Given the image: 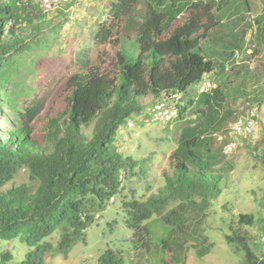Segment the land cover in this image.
I'll list each match as a JSON object with an SVG mask.
<instances>
[{"label": "trees", "instance_id": "obj_1", "mask_svg": "<svg viewBox=\"0 0 264 264\" xmlns=\"http://www.w3.org/2000/svg\"><path fill=\"white\" fill-rule=\"evenodd\" d=\"M217 2H110L104 21L88 37L96 45L107 44L110 50L120 46L122 37L134 38L136 60H128L117 49L113 54L100 51L94 61L83 62L81 70L62 86L66 108L55 117L47 115L46 107L59 81L27 90L20 81V66L28 52H38L43 44L47 49V40L58 35L63 23L59 24L58 14L24 13L17 9L16 0L13 8L9 3L0 5V113L2 106L12 117L11 128L0 137V241L17 240L29 249L19 264H44L46 254L66 256L75 244L84 243L94 213L123 190L122 179L143 173L147 160L135 161L119 153L117 132L128 120L143 114L145 107L138 99L185 93L215 70L216 63L200 52V43L221 22L213 11ZM9 20L14 25L7 28ZM81 32L82 37L86 31L81 28ZM220 70L224 72L223 64ZM220 85L196 99L189 98L180 108L173 121L181 123L172 155L173 172L163 174L165 185L158 195L122 204L126 226L144 247L151 236L148 222L153 217L161 219L167 231L160 239V264H181L188 233H195L194 221L204 220L212 212L211 202L221 193L218 183L222 175L212 174V166L217 164L212 149L216 134L224 131L226 135V130H220L232 110L224 83ZM38 90L42 93L37 94ZM92 122L95 125L88 139L82 130ZM21 170L28 183L1 191ZM171 203H177L176 208L165 213ZM253 223L252 215H238L237 228L226 241L236 253H243L245 264H264V258L253 254L250 232L244 229ZM263 230L264 224L260 232ZM55 233L59 238L53 246L45 239ZM257 244L264 249L259 236ZM209 249V245L201 248L196 256L204 257ZM7 259L10 254L2 255L0 264ZM96 264L129 263L120 252L107 248Z\"/></svg>", "mask_w": 264, "mask_h": 264}, {"label": "rangeland", "instance_id": "obj_2", "mask_svg": "<svg viewBox=\"0 0 264 264\" xmlns=\"http://www.w3.org/2000/svg\"><path fill=\"white\" fill-rule=\"evenodd\" d=\"M112 1L74 0L58 9L48 16L58 14L59 24L63 23L58 35L47 40V49L43 44L38 52L32 50L23 56L20 81L25 89L42 88L50 80L59 81L46 107L49 117L65 110L62 86L73 73L81 70L83 62L94 61L100 51L107 50L113 54L117 49L128 60H136L138 47L134 38L122 37L120 46L110 50L107 44L96 45L88 37L97 24L104 21L105 10ZM217 1L213 11L221 22L211 31L210 37L200 43V52L216 63L209 78L214 87L224 83L227 105L232 110V115L220 131L226 130L238 117L253 114L255 129L252 138L241 141L236 153L229 158L221 156L218 141L213 145L212 153L217 164L212 166V174L222 175L218 183L221 193L211 202L212 212L204 220L194 221L195 233H188L181 264H245L243 253H236L226 241V237L237 228L240 214L254 217V223L244 226V229L250 232L253 254L264 258V249L257 244L264 224V0ZM3 3H9L13 8L15 0H0V5ZM0 16H3L2 12ZM85 27L87 31L81 37V28L83 31ZM234 51L235 56L231 59ZM220 64H224V72H221ZM38 91L37 94L42 93ZM185 93L196 97V87L190 86ZM154 101L151 96L138 99V104L145 107L143 114L131 120L134 123L132 129L128 130L123 125L115 139L117 150L123 156L135 161L147 160L143 163V173L122 179L123 190L113 200L106 201L101 211L94 213L84 243L75 244L66 256L56 252L46 254L44 264H96L107 248L120 252L129 264H160V239L167 231L161 219L153 217L148 222L151 236L145 239L148 247H144L141 240L132 237V230L126 226L127 214L122 206L129 200L144 202L151 195L157 196L165 185L163 174L170 176L173 172L172 155L177 147L181 123L162 125L151 121L147 111ZM1 108L0 137H3L4 131L11 128L12 117L5 108ZM7 117L9 120L5 121ZM94 125L95 122H92L82 130L88 139ZM38 132L36 137L39 140L41 134ZM223 132L217 135H224ZM25 183H28L27 174L21 170L1 191ZM176 206L177 203H171L165 208V213ZM58 238V233H55L45 241L54 246ZM207 245L210 246L208 254L198 258L196 252ZM28 251L17 240L0 241V261L2 255L10 254V259L4 264H19Z\"/></svg>", "mask_w": 264, "mask_h": 264}, {"label": "built area", "instance_id": "obj_3", "mask_svg": "<svg viewBox=\"0 0 264 264\" xmlns=\"http://www.w3.org/2000/svg\"><path fill=\"white\" fill-rule=\"evenodd\" d=\"M73 1L74 0H17L16 7L20 11L24 10V13L32 12V8L36 7L42 14L49 15L61 7L70 5ZM12 24L13 21L9 20L7 26ZM211 88L212 85L208 80H204L196 85L199 94L208 93ZM180 98V93L164 96L161 100L152 105L149 111L150 117L155 121H171L177 116L176 105ZM252 117L251 115L240 118L231 125L229 130L230 141L223 146V155L226 157L232 155L238 147L240 138L250 136L253 133L254 121ZM128 127H132V124L128 123ZM259 243L264 246V230L259 235Z\"/></svg>", "mask_w": 264, "mask_h": 264}, {"label": "clouds", "instance_id": "obj_4", "mask_svg": "<svg viewBox=\"0 0 264 264\" xmlns=\"http://www.w3.org/2000/svg\"><path fill=\"white\" fill-rule=\"evenodd\" d=\"M16 1H17V0H16ZM32 9H33V11H32L31 13H33V12H37V10H38L36 7H35V8H32ZM32 9H31V10H32ZM38 11H39V10H38ZM49 15H50V14H49ZM234 53H235V51L233 52L231 59L234 58V56H235ZM223 66H224V64H223ZM224 69H225V66H224ZM204 80H208V81L211 83V85H212L211 90H212V89L214 88V85L212 84V82H211L209 76L204 77V79H202L200 82H202V81H204ZM200 82H198V83H200ZM198 83H197V84H198ZM197 84H195V85H193V86L196 87ZM211 90H210V91H211ZM210 91H209L208 93H210ZM196 92H197V89H196ZM176 93H180V92H173V93H170V94H168V95L162 94V96H160L159 99L155 100L150 106H148L147 114L149 115V117H150V113H149V111H150V108L152 107L153 104H155L156 102H158L159 100H161L164 96H169V95L176 94ZM185 94H186V93H180L181 98H180L179 102H178L177 105H176V107H177V116H176L174 119H172L171 121H168V122H161V121H155V120H153V119L150 117V120H151V121L158 122L159 124H162V125H164V124H171L174 120L177 119L180 108L185 104V102H184V100H183ZM201 94H202V93H201ZM197 95H200V94L197 92ZM196 97H197V96H196ZM196 97H195V98H192V99H196ZM246 117H248V116H246ZM240 118H245V117H238L235 121H237V120L240 119ZM252 119H253V121H254V129H255L254 114H253ZM235 121H234V122H235ZM234 122H232V123L228 126V128L226 129V135H217V134H216V135H217V139H216V141H218L219 144H221L224 140H227V139H225L224 136H228V138L230 139V137H229V130H230L231 125H232ZM128 123H131V124H132V127H128ZM133 126H134V123H133L131 120H128L127 123H126L125 128L129 130V129H132ZM254 129H253V133H252L250 136H247V137H244V138H240V140H239V142H238V147H237L236 151L238 150V148H239V146H240V144H241V141L248 140V139L252 138V136L254 135ZM227 141H228V140H227ZM222 148H223V147H222ZM222 148H220V150H221V155H222L224 158H229V157H231L232 155H234V154L236 153V151H235L232 155H230L229 157H226V156L223 155V153H222ZM112 200H113V199H112Z\"/></svg>", "mask_w": 264, "mask_h": 264}, {"label": "crops", "instance_id": "obj_5", "mask_svg": "<svg viewBox=\"0 0 264 264\" xmlns=\"http://www.w3.org/2000/svg\"><path fill=\"white\" fill-rule=\"evenodd\" d=\"M67 12V11H66ZM56 15V14H55ZM68 26V25H67ZM85 31H87L86 30V27H85V29H84ZM206 58V57H205ZM207 59V58H206ZM189 98H192V97H190L187 93L184 95V98H183V100H184V102H187V100L189 99ZM195 98V97H194Z\"/></svg>", "mask_w": 264, "mask_h": 264}]
</instances>
